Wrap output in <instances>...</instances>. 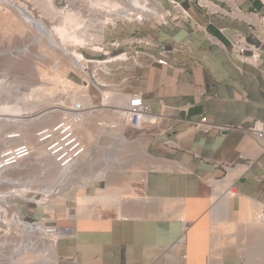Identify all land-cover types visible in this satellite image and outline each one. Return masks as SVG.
I'll list each match as a JSON object with an SVG mask.
<instances>
[{
	"label": "crops",
	"instance_id": "obj_1",
	"mask_svg": "<svg viewBox=\"0 0 264 264\" xmlns=\"http://www.w3.org/2000/svg\"><path fill=\"white\" fill-rule=\"evenodd\" d=\"M159 1L171 22L137 23L130 40L123 33L115 55L136 53V60H121L110 76L98 77L106 92L116 91L125 102L127 94L143 93L160 116L134 141L146 176L136 185L140 197L123 202V215L103 209L75 219V234L58 241L59 263L264 264V222L254 217L264 199V149L247 130L264 121V0H233L259 12L262 23L253 29L199 0ZM207 1L230 8L227 0ZM236 31L261 46L259 64L234 51ZM202 117L213 125L209 131L197 127ZM230 175L239 196L217 209L209 185ZM184 222L186 244L174 252L183 261L156 262Z\"/></svg>",
	"mask_w": 264,
	"mask_h": 264
},
{
	"label": "bare ground",
	"instance_id": "obj_2",
	"mask_svg": "<svg viewBox=\"0 0 264 264\" xmlns=\"http://www.w3.org/2000/svg\"><path fill=\"white\" fill-rule=\"evenodd\" d=\"M46 1L52 5V10L56 12L55 14L59 15L60 20L58 22L50 24L41 15L35 13L33 8H30V6L20 0H0V26L6 29L2 37L8 38L7 40L11 41L14 31L24 33L26 27L33 34V39L23 46H15L16 48L8 46L2 47V49L0 47V61L4 57H8L7 55L13 51L24 53V56L33 57L38 63L45 56H50L51 58L53 52L49 51L45 53L42 50L43 48L41 50L39 48L43 44V40H45L49 43L51 49H61L65 54L70 56L71 63L80 61L84 65L90 61L95 67L97 77L104 76L105 71L111 69L110 65L121 60L125 61L129 59L128 56L116 55L106 59H90L82 51L73 49L70 46L78 45L85 47L88 45H100L105 39L107 25H114L119 19L141 22L146 18L162 20L168 13L159 0H83L87 2V4H84L89 8L93 6L102 10V16L98 19L97 24L93 20L95 18H92V8H80L81 6L76 5L77 0H68L67 4L61 8L56 7L55 0ZM20 8L21 10H28L31 19L37 22V26L41 31L40 33L20 14ZM42 23L44 26H40ZM31 44L37 45V50H29ZM119 44H121V41L118 40L112 43V45ZM1 66L4 70L1 74L10 70L2 62ZM54 71L59 76L60 82L68 86L71 91H59L57 94L53 92L50 95L51 97L49 96L50 98L42 96L48 95L52 91L53 87L57 85L55 81H42L38 79V75L35 82L30 81L28 78L31 77V74L23 71L16 72L15 74H19L25 78L26 80L24 81L17 79V77L6 79L5 75H3V79H0L2 82L0 94V131L14 129V131L19 132V136L14 141L15 143L24 142L35 147L37 139L35 134L36 129L54 124L57 120L64 117L63 115L67 114L68 111L65 109L67 106L80 101L87 108L84 118L77 123L78 133L85 138L86 143V152L75 166L79 170L81 184L72 191L60 193L54 199L49 198L50 202L48 201L49 203L44 210L49 213L48 217H45L48 218L46 221L48 223L55 221L56 224L62 227H73L74 224L60 225L59 222L66 220L74 221L75 223V219L100 215L103 209H114L119 215H123L121 211L123 202L128 198L140 197L137 186L134 184L144 181L146 177L138 162V159L143 155L140 145L137 142L129 141L127 138H121V141H116L113 137L115 135H123L124 133L125 122L128 118L124 109L126 102L112 105L113 108L100 107L99 105L102 102L94 103L90 95L89 90H91V86L89 78H85L81 83H77L69 78L68 71L61 68L60 65ZM19 87L22 88V91H19ZM105 93L107 92L104 89L102 94ZM93 121L98 122L94 123L98 126L97 132L99 136L89 129V125ZM100 121L101 124H99ZM103 136L112 137L115 141L111 138L103 139ZM105 139L108 141L113 140V142L110 146L108 145L109 147L106 145L98 149V145H101L100 141H104ZM104 148L107 149L103 150ZM98 150L101 153H98ZM38 151L40 154L45 153L42 149ZM120 151L128 152L129 157L118 153ZM129 167L130 170H127ZM63 170L65 169L60 167L54 169L57 181H61L62 175L66 174ZM232 180L233 176L230 175L224 180L212 183L214 187L212 198L214 203H216L217 209L227 206L232 199L226 193L232 184ZM96 181H105V184L108 186L105 185V189L99 186L95 187ZM87 188H95V191L84 196L75 193L73 196L75 206L68 207L66 205L65 202L67 201L68 194L72 193L73 195L79 189ZM108 198L115 199L116 204H111L104 208L102 204H107ZM116 205L118 206L116 207ZM178 260L180 259L177 258L176 261ZM159 262L161 263V261ZM50 263L60 264L57 250L52 254Z\"/></svg>",
	"mask_w": 264,
	"mask_h": 264
},
{
	"label": "built area",
	"instance_id": "obj_3",
	"mask_svg": "<svg viewBox=\"0 0 264 264\" xmlns=\"http://www.w3.org/2000/svg\"><path fill=\"white\" fill-rule=\"evenodd\" d=\"M227 2L230 5L228 9L217 7L212 1L207 0H199L198 4L211 12H219L243 20L251 29L262 23L258 11H246L235 4L233 0H227ZM167 11V16L162 19V22L155 23L168 24L171 22L172 15L169 10ZM20 12L26 21L40 33L37 22L31 19L28 10L20 8ZM151 20L146 18L143 22ZM40 26H44L43 23ZM230 40L234 51L242 61L254 65L260 63L261 46L253 43L247 35L236 31ZM121 45L112 46L120 47ZM33 46L31 44L29 50H32ZM12 53L24 55L17 51ZM128 58L135 61L137 54L130 55ZM69 66L71 70L79 72L84 77L83 80L89 78L91 88L102 94L105 84L98 79L92 62L88 61L83 65L80 61H75L69 63ZM1 67L0 61V79H3V75H5L6 79L17 77L21 81L26 80L19 74L11 75L9 71L1 74L4 71ZM113 71L114 68H111L105 71V75L109 76ZM19 88V91H22L23 85L22 88ZM1 89L2 82L0 80V94ZM127 95L129 97L124 109L128 118L125 122L124 133L113 137L116 141L127 138L134 142L138 141L139 134L147 124H157L161 119L159 115L151 111L143 93L132 92ZM65 109L68 111L67 114L54 124L36 129L35 147L24 142L15 143L19 132L14 129L0 131V264H51L50 258L58 249V241L63 237L72 236L76 232L75 228L59 226L55 221L48 223L46 221L48 218L45 217H48L49 213L44 211L50 202V197L54 199L60 193L72 191L81 184L79 170L75 166L86 152V143L85 138L78 133L77 123L84 118L87 108L77 101ZM206 118L202 117L195 122L198 128L209 131L213 125ZM247 130L257 145L264 149V121L253 122L247 127ZM104 138L112 137L103 136ZM41 149L45 153L40 154L38 150ZM105 149L107 148L103 150ZM97 152L101 153L100 150ZM56 167L65 169L63 171L66 174L62 175L61 181H57L55 178L54 169ZM212 185L211 182L209 185L211 194L214 192ZM234 186L233 182L226 192L232 198L239 196V191ZM212 203L211 205H213ZM256 204H258V209L254 217L260 222H264V199L257 201ZM187 230L188 224L184 222L180 237L172 245L163 248L156 255L155 261L162 263L167 259L176 261L177 258L183 261L184 255L181 256L174 252L186 244Z\"/></svg>",
	"mask_w": 264,
	"mask_h": 264
},
{
	"label": "rangeland",
	"instance_id": "obj_4",
	"mask_svg": "<svg viewBox=\"0 0 264 264\" xmlns=\"http://www.w3.org/2000/svg\"><path fill=\"white\" fill-rule=\"evenodd\" d=\"M20 1H22L26 5L30 6V8H33L35 13L41 15V17L46 19V21H48L50 24L56 23L60 20L59 15L55 14L56 12H54L52 10V5L46 0H20ZM67 1L68 0H55L54 3H55L57 8H61L67 4ZM84 3L87 4V2H85L83 0H77L76 1V5L81 6L80 8H82V7L83 8L86 7V9L89 8ZM90 8H92L91 11L93 12L92 18H95L96 20L95 19H93V20L95 23H97L99 21L98 19L102 16V10H100L99 8L93 7V6ZM50 10H51V12H50ZM52 12H54L53 13L54 15L52 14ZM139 22H141V21H139ZM139 22L137 20L136 21H129V20H120L119 19L117 22H115L114 25L113 24L107 25L106 32H105V39H104L103 43H101L100 45H97V44L93 45V46L88 45L85 47L74 45V46H70V47H72L73 49H76L78 51H82L85 54V56L88 58L104 59V58H108L110 56H116L115 54L117 52H119V50H117L116 46H112V43L115 40L121 41L122 40L121 37H122L123 33L126 34L125 39L130 40L131 39V37H129L130 30H131V28L134 27V25H136ZM150 22H162V20L152 19ZM111 23H114V22H111ZM97 26H96V28H98ZM1 27L2 26H0V31H1L0 32V47H1V49H2V47H8V46H11L14 48H16L15 46H17V47L23 46L25 44H28L29 41L31 39H33V34L26 27V30L24 33H18L16 31H14L13 38L11 41H9V40H7L8 38L5 39V37H2L3 32L6 31V29H5V27H2V29H1ZM127 35H128V37H127ZM43 44L39 47L40 50L43 48L42 50H44L45 53H48L49 51L53 52L52 57L54 59L52 57L50 58V56L49 57L45 56L40 61V63H38L35 58L30 57L28 55L27 56H24V55L20 56L16 53H10L7 55L8 57H4L1 62L5 67L10 69L8 71L11 73V75L15 74L16 72L23 71L27 74H31L30 75L31 77L28 78L30 81L35 82L37 80V75H38V79H41L42 81H55L57 83V85H55L53 87L52 91L48 95H45V96L41 95L42 97L47 98L50 95H52L53 92L54 93L56 92V94H57V93H59V91H71V89H69L68 86L63 84V82H60V78L58 75H56L54 69H56V67L60 65L61 68L68 71L69 78H71L72 80H74V82H77V83H81L83 81L84 77L79 72L71 70V68L69 66V63H71L70 62V60H71L70 56L65 54L61 49H55V48L51 49L50 48L51 46L45 40H43ZM36 47H37V45H35V47L33 46L32 50H37ZM116 63L119 65L120 63H122V61H118ZM116 63H114V64L116 65ZM114 64L110 65L111 68H114V66H115ZM89 92H90V95H91L94 103H100V101L102 102L101 105H99L100 107L102 106L105 108L106 107L107 108H113L112 105H119L121 102H125V99L122 98V95L115 93L116 91H113V92L109 91L105 94H102V96H101V94L97 93L93 88H91V90H89ZM50 100H52V99H50ZM94 122L98 123L97 121L91 122L89 125L90 126L89 129L92 130V132H94L95 134L97 133V135L99 136V134L97 132L98 126ZM35 126H34V128H35ZM107 137H109V136H107ZM100 142H101V145L98 143L99 144L98 148H101L103 146L105 147L106 145H107V147H109L111 145V143L113 142V140L108 141L107 139H105L104 141L101 140ZM118 153L125 154L126 157H129L128 152H121L120 151ZM140 159H141V157L138 159L139 163L141 162ZM127 170H130V167L127 168ZM99 183L103 184V186L99 185ZM105 183H106L105 181H96L95 187L99 186V187H103V189H105L106 186H108ZM141 184H142L141 182H136L135 185H137L139 187V186H141ZM93 189L95 191V188H93ZM75 193L78 195H81V196L89 195L90 194V188L79 189L78 191L74 192L73 195H72V193L68 194L67 195V201L65 202L68 207H74L75 206V201L73 198ZM70 195H72V196L69 198ZM112 199L113 198H108L107 204L106 203L102 204L104 206V208L108 207L111 204H116L115 203L116 200L113 199L114 200L113 201ZM117 206L118 205H116V207Z\"/></svg>",
	"mask_w": 264,
	"mask_h": 264
},
{
	"label": "water",
	"instance_id": "obj_5",
	"mask_svg": "<svg viewBox=\"0 0 264 264\" xmlns=\"http://www.w3.org/2000/svg\"><path fill=\"white\" fill-rule=\"evenodd\" d=\"M60 225H68V224H74V221H66V220H62L59 222Z\"/></svg>",
	"mask_w": 264,
	"mask_h": 264
}]
</instances>
